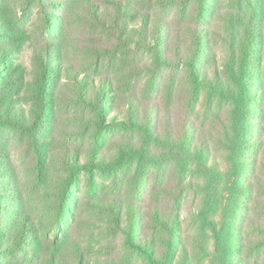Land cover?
Listing matches in <instances>:
<instances>
[{
    "label": "rangeland",
    "instance_id": "1",
    "mask_svg": "<svg viewBox=\"0 0 264 264\" xmlns=\"http://www.w3.org/2000/svg\"><path fill=\"white\" fill-rule=\"evenodd\" d=\"M76 1L85 7L70 13L71 0H59L54 9L35 0H0V51H14L6 64L12 82L7 91L25 113L32 100L35 53L55 51L61 62L50 78L52 113L36 134L39 142L0 127V144L9 153L6 164L14 175L10 191L16 195L4 200L6 205L14 201L33 223L40 239L38 263L46 264L53 253L56 264H220L214 236L200 214L202 209H234L236 256L231 264H256V251L247 242L255 235L252 228L262 223L255 213L264 209L256 184L257 176L264 181V0H124L117 28L112 27L117 0ZM46 13L54 15L51 28L45 26ZM93 14L105 19V28L93 22ZM238 14L254 18L260 34L259 49H252L247 63L250 94L243 110L250 134L240 156L233 155L238 142L231 135V120L238 115L231 98L237 65L235 72L230 70L234 49L236 58L242 52L232 41L236 32L231 22ZM144 19L149 33L159 22L165 25L163 36L172 30L182 55L197 26L207 39L201 68L206 80L201 74L198 86L175 64L156 74L151 53L137 44L134 31ZM63 65L71 68L69 75ZM81 81L93 89L106 82L107 119L123 122L100 129L88 104L93 89L84 86L92 96L86 99L75 92ZM3 83L0 92L8 82ZM148 106L155 108L150 115L154 128L145 133L127 115L131 110L132 116L138 112L143 117ZM185 133L189 144L180 141ZM94 149L113 169L96 170L93 182L81 173L64 213L66 174L60 159ZM236 156L238 174L231 162ZM6 192L0 190V195ZM155 210L156 220L150 213ZM210 212L208 220L217 221V212ZM130 234L145 249L130 247ZM5 246H0V264H34L31 253L15 254Z\"/></svg>",
    "mask_w": 264,
    "mask_h": 264
},
{
    "label": "trees",
    "instance_id": "2",
    "mask_svg": "<svg viewBox=\"0 0 264 264\" xmlns=\"http://www.w3.org/2000/svg\"><path fill=\"white\" fill-rule=\"evenodd\" d=\"M41 6H48L51 9L56 7V3L58 1H49L48 3L45 0H35ZM62 2V1H61ZM124 0H117L115 2V12L114 16L116 17L114 21V25L112 27L117 28L119 25L117 21L121 19L122 10H123ZM257 6V4H255ZM82 7H85V4H80L76 0H71V4L69 7V12L71 13L73 10H81ZM47 9V8H46ZM243 15L238 14L236 22H231L233 27L232 41L237 40L240 48H242V52L238 54V58L235 56V49L233 55V66L230 69L231 72H235V67L237 65V76H236V91L232 92V97L235 100L234 108H237L238 115L234 119L231 120V135L236 138L238 142V149H233L236 155L241 154V147L244 146L246 140H248V135L250 134L249 125L246 119L244 120V110L243 107H246V100L249 97V85L246 82V71L249 69V58L252 53V49H259L258 45L259 41H257V37L260 36L258 34L259 25L254 20V18L245 17V19L241 18ZM53 13H46L45 17V26L46 28H51L54 19ZM93 22H97L98 25L102 27H106L107 23L104 18L96 17L95 14L92 16ZM145 21L137 27L134 31L138 34V45H141L142 48L151 53L152 59L154 62L155 73H159L164 68H169L172 64H175L174 67L179 68L183 66L187 73L189 74V78L198 86L202 83L200 79V75L202 74L203 80H206V76L201 72V68L203 66L204 61V51L208 49V45L206 43V38H203L201 30L195 26L194 29L191 30L190 36V44L186 46L185 51L182 55L180 53V45L179 41L176 38L174 32L171 30H167V35L163 36V30L165 25L163 22H159L153 33H149L147 31L148 20ZM111 27V26H110ZM126 27V24H123V28ZM168 32L170 34H168ZM242 33V34H241ZM0 35H2V31L0 30ZM14 53L11 48H2L0 51V69L5 71L3 76L0 75V82H4V90L0 92V127L14 129L19 132L21 136H25L28 139L39 142L36 134L40 132V128L42 126V122L46 121L47 118L51 116L52 111H50L52 107L53 98L50 95H53V85L54 82L51 81V77L55 76L52 72L53 70L59 71L61 62L60 57L55 53V51H50L42 49L35 53L36 60V70L34 75V80L32 84V92H31V104H29V111L25 113L19 106L14 98L13 93H9L7 89L12 85L10 82L11 79L8 70L7 59H9ZM182 56V57H181ZM239 59V60H238ZM7 64V65H6ZM235 65V67H234ZM7 66V67H6ZM65 66L66 72H71V68L67 65ZM7 78V80H6ZM5 79V80H4ZM79 87L75 86V92L82 99H86L91 94L87 91V88L84 86H89L90 84L80 82ZM77 88V90H76ZM107 83L100 82L97 85V88L93 89L94 98L91 102L88 101V104L93 109V112L96 116V125L100 129L111 126V123L117 124L123 121L120 119H116L115 116H112L113 119L108 120V113L105 100H106V92H107ZM17 93V92H15ZM92 97V96H91ZM93 104V105H92ZM155 111L154 107H145L142 109L143 117H140L138 112H135L134 116H132V111H128V120L131 125H136L141 128L145 133H150V128H154V124H152V119L150 115ZM161 111V110H160ZM164 111V110H163ZM251 113L249 109L247 111ZM163 117L166 119V114L163 112ZM162 124V123H161ZM160 124V125H161ZM188 126V125H187ZM164 129V123L160 126ZM185 130L189 129V126L183 125ZM156 133V132H155ZM157 134V133H156ZM173 135V134H172ZM229 137L230 134H229ZM184 139H180V141L184 143L190 142L189 134L185 133L183 135ZM189 150V149H188ZM36 154L38 149L35 148ZM96 150L86 152L82 155H74L73 157H67L66 154L60 159L61 166L65 170L66 177L63 179L64 185V195H63V208L65 213V204L69 201V191L71 186L75 185L79 179L81 173H86L89 181L93 182L94 173L96 170L103 171L108 169H113L111 164L106 166V163L102 160H99L96 155ZM264 153V150L262 151ZM79 156H84L86 159L81 162ZM9 159V153L0 144V190L1 192L7 191L5 194L7 196L0 195V246L3 242H6L5 249L11 251L12 253H31L30 258L34 261V264H39L38 259H40V250L38 249V244H40V239L37 233H34V225L29 218L26 217L23 210L20 207L15 205L14 201L7 203L6 205L4 198L14 194L10 190H13L14 184L12 182L14 175L8 171V165L6 164V160ZM36 160V158H34ZM33 159V160H34ZM39 166L43 165L44 159L39 157ZM237 156L231 160L232 166L235 169L236 173L240 172L239 160ZM257 188L260 189L258 191L261 192L262 196H264V181L261 180L260 177L256 178ZM10 188V189H8ZM2 194V193H0ZM16 195L14 194V198ZM134 207V206H133ZM113 209V208H112ZM211 210L213 212H217L219 219L217 221L212 220L209 221V214H211ZM9 211V213H7ZM152 217L156 220V210L151 212ZM256 216L262 220L260 224H256V227L252 228V231L255 235H252L251 238L248 239L247 245L250 249L256 251L254 255L257 257L259 261L256 264H264V209H260L257 211ZM235 215L234 209H202L201 218L202 222L206 224V226L211 230L216 247V260L220 264H231L234 260V256H236V252L234 251V241H233V217ZM12 216H15L16 219L12 220ZM133 227V226H132ZM62 234L58 235V238H61ZM57 237V235H55ZM133 234L128 235L127 242L130 247L140 250L145 249L141 245L137 244L139 241H136ZM4 249V248H3ZM148 256L151 255V258L155 259L149 251L146 252ZM77 255V253H75ZM80 260V257L76 256ZM42 260L44 258H41ZM152 259V260H153ZM45 260V259H44ZM46 264H56L54 254L49 255L48 258L44 261ZM43 262V263H44ZM155 262H158L156 260ZM259 262V263H258ZM81 263V262H80ZM79 263V264H80ZM28 264V263H27Z\"/></svg>",
    "mask_w": 264,
    "mask_h": 264
}]
</instances>
